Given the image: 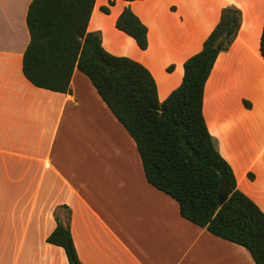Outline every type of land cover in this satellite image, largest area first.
Instances as JSON below:
<instances>
[{
  "label": "crops",
  "instance_id": "obj_1",
  "mask_svg": "<svg viewBox=\"0 0 264 264\" xmlns=\"http://www.w3.org/2000/svg\"><path fill=\"white\" fill-rule=\"evenodd\" d=\"M30 2L0 0V264H68L46 242L57 206L70 211L81 264H254L245 248L183 219L146 182L133 140L86 76L73 72L70 93L24 78ZM226 6L241 11V24L206 81L202 113L237 189L264 211V0H95L87 30L100 31L110 54L145 66L161 102ZM124 8L146 26L145 50L115 28Z\"/></svg>",
  "mask_w": 264,
  "mask_h": 264
},
{
  "label": "trees",
  "instance_id": "obj_2",
  "mask_svg": "<svg viewBox=\"0 0 264 264\" xmlns=\"http://www.w3.org/2000/svg\"><path fill=\"white\" fill-rule=\"evenodd\" d=\"M114 1L108 0V5ZM94 3L31 0L25 19L29 42L21 60L24 78L37 88L70 93L73 72H81L133 140L146 182L172 198L183 219L242 246L254 264H264V211L237 189L202 113L206 81L219 53L236 38L241 11L234 6L220 10L201 49L183 62L180 84L160 102L156 82L145 66L110 54L102 46L100 31L87 30ZM101 11L107 14L109 8ZM115 28L140 50L147 48V28L130 9L120 12ZM259 52L264 62V20ZM105 63L112 70L107 71ZM244 105L249 107L246 101ZM221 179L227 196L223 205L217 197ZM53 215L56 226L46 242L62 248L68 264H81L70 233L69 209L57 206Z\"/></svg>",
  "mask_w": 264,
  "mask_h": 264
},
{
  "label": "water",
  "instance_id": "obj_3",
  "mask_svg": "<svg viewBox=\"0 0 264 264\" xmlns=\"http://www.w3.org/2000/svg\"><path fill=\"white\" fill-rule=\"evenodd\" d=\"M105 66H106L107 71L112 70V67L110 65L105 63ZM217 197H218V204L219 205H223L227 199L226 187H225L224 181L222 179L220 180V186H219V191H218Z\"/></svg>",
  "mask_w": 264,
  "mask_h": 264
},
{
  "label": "rangeland",
  "instance_id": "obj_4",
  "mask_svg": "<svg viewBox=\"0 0 264 264\" xmlns=\"http://www.w3.org/2000/svg\"><path fill=\"white\" fill-rule=\"evenodd\" d=\"M63 210H64V209L61 210V212H60V216H61V218L64 220L65 211H63Z\"/></svg>",
  "mask_w": 264,
  "mask_h": 264
}]
</instances>
